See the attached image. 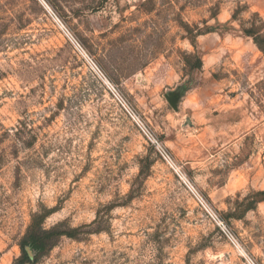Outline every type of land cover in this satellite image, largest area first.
Listing matches in <instances>:
<instances>
[{"label": "rangeland", "instance_id": "1", "mask_svg": "<svg viewBox=\"0 0 264 264\" xmlns=\"http://www.w3.org/2000/svg\"><path fill=\"white\" fill-rule=\"evenodd\" d=\"M255 12L264 0H0V264L46 212L71 236L25 264H264Z\"/></svg>", "mask_w": 264, "mask_h": 264}, {"label": "trees", "instance_id": "2", "mask_svg": "<svg viewBox=\"0 0 264 264\" xmlns=\"http://www.w3.org/2000/svg\"><path fill=\"white\" fill-rule=\"evenodd\" d=\"M218 11V8H215L212 12V16H217L219 13ZM241 11V7H238L234 11L233 18L235 20L239 19ZM245 23H248L249 25L248 27L244 28L245 33L248 36L252 37L258 48L264 52V19L258 12H255L252 15L251 19H249ZM201 65L202 63H199V65H197V68H200ZM2 127L3 126L0 123V130ZM8 134L9 132H4L0 138V141H2L3 138ZM4 161L5 156L3 153H0V169L2 168ZM47 214V212L43 214H34L33 221L28 228L26 238L22 242L23 254L17 260L19 264H25L27 262L32 263L33 261L38 260L41 255L46 254L45 252L48 249L54 247L63 235L71 236L67 231L61 229V226L63 225L62 222L50 228H46L45 219ZM28 250L32 251L34 256L33 259L28 253Z\"/></svg>", "mask_w": 264, "mask_h": 264}, {"label": "built area", "instance_id": "3", "mask_svg": "<svg viewBox=\"0 0 264 264\" xmlns=\"http://www.w3.org/2000/svg\"><path fill=\"white\" fill-rule=\"evenodd\" d=\"M54 18H57V16L52 13ZM59 21V19H56ZM62 29L63 31L67 34V36L70 38V40L79 48V49H83L82 46L78 43V41L71 35V33L69 32V30L62 25ZM92 64H94L96 67L97 65L93 62V60L89 59ZM98 68V67H97ZM99 72H101V70L98 68ZM103 74V73H102ZM110 89L112 91V93L114 94V96L116 97V99L122 104V106L126 109V111L134 118V120L138 123V125L140 126V128L142 129L143 133L145 134V136L149 139V141L156 147V149L158 150V152L161 154V156L171 165V167L178 173V175L184 180V182L187 184V186L189 187V189L194 193L195 197L197 198L198 202L207 210V212L211 215V217L217 221V223L219 224V226L221 227L222 231L224 232V234L228 237L229 241L241 252H243V250L241 249L238 240L236 239L235 235L233 234V232L231 231V229L225 225L220 219L219 217L216 215V213L214 211H212V209H210V207L208 206V204L206 203V201L203 199V197L196 191V189L194 188V186L191 184L190 181H188L187 179H185L182 175L181 172L179 171V169L177 168L176 164L174 163V160L171 156V154L168 152V150L166 149V147L158 140V138L152 133V131L145 125V123L143 121H141L139 119V117H137L135 111L132 109V107L129 105V103L126 101V99L123 97V95L118 91V89L111 85ZM248 259L249 264H257L255 263L252 259Z\"/></svg>", "mask_w": 264, "mask_h": 264}]
</instances>
